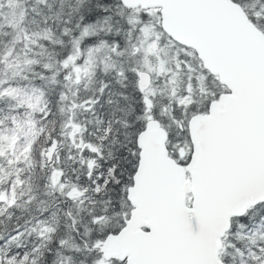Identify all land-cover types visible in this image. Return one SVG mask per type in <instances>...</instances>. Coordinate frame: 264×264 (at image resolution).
<instances>
[{
    "label": "snow or ice",
    "instance_id": "obj_1",
    "mask_svg": "<svg viewBox=\"0 0 264 264\" xmlns=\"http://www.w3.org/2000/svg\"><path fill=\"white\" fill-rule=\"evenodd\" d=\"M233 3H239L248 20L264 23V0H254L251 6L247 0ZM184 6L210 9L214 0H186ZM203 29L201 38L218 64L217 74L203 79L185 76L174 92L171 116L168 107L157 111L148 92L141 91L145 128L151 127L149 120H163L172 141L167 147L179 141L187 146L183 154L171 153L178 168L169 170L161 163L153 169L146 164L141 129L128 153L134 157L127 165L129 172L117 176L111 170L116 179L105 185L120 189L126 207L121 201L113 209L108 201L109 207L88 218L95 228L116 213L115 228L97 239H92V232L77 230L73 238L82 239L68 247L63 237L31 248L16 243L15 254V236L9 233L0 237V264H37L49 257L51 264H106L115 258L106 257L101 247L113 238L134 246L136 252L124 255L119 264H264V36L258 47L245 46L211 20L203 22ZM200 69L208 73L203 57ZM130 191L139 198L129 196ZM189 252L196 258L186 259Z\"/></svg>",
    "mask_w": 264,
    "mask_h": 264
},
{
    "label": "trees",
    "instance_id": "obj_2",
    "mask_svg": "<svg viewBox=\"0 0 264 264\" xmlns=\"http://www.w3.org/2000/svg\"><path fill=\"white\" fill-rule=\"evenodd\" d=\"M19 1L28 11L32 4L33 8L39 6L40 9L31 16L26 15L27 21L24 19L17 26L5 24L3 19L8 18L5 9H0V79L6 69L4 52L9 46L19 44L18 29L22 25L40 32L49 30L50 36L43 38V48L38 47L33 53L36 65L28 70L26 84L18 83L17 91L0 95L1 126L12 125L13 115L21 118L27 112L36 123L27 157H21L13 164L12 169L22 166V183L16 187L14 203L10 206L0 203V237L9 233L22 234L19 242H13L12 254L16 252V243L31 248L33 244L51 243L63 237L68 247L82 239V236L73 238L77 230L81 234L92 232V239H97L101 232L115 228L118 225L116 213L109 214L107 223H100L95 228L88 218L109 207L108 201L113 209L124 201L123 193L115 184L107 188L105 185L108 180L116 179L111 170H116L117 176L121 171L129 172L127 165L134 157L128 153L135 148L136 133L145 130L144 120L140 117L144 110L138 84L140 52L135 54L127 32L130 9L121 0ZM253 3L254 0H247V6ZM143 12L144 17H149ZM106 16L110 19L105 20ZM256 25L264 30V23L257 22ZM84 30L86 34L80 48L82 54L93 49L91 70L80 84L73 85L68 79L70 68L64 63L74 39ZM106 51L111 52L115 63L111 61V55L105 56ZM30 100L35 103L34 109L26 103ZM87 100L91 102L82 106ZM74 101L79 103V108L72 109ZM73 112L75 121L83 126L78 134L80 139L99 148L98 153L89 148L83 151L87 157L84 164L80 149L71 144L67 135V124ZM54 137L65 143L60 150L61 160L55 165L64 171V179L68 178L83 190L85 199L81 204L50 189V171L44 152ZM92 157L96 161L94 171L88 165ZM12 179L13 173L7 169L1 176L0 191L8 188ZM95 180L101 186L99 196L96 195ZM124 204L126 207V201ZM39 221L47 229L43 231L44 236L34 232ZM16 229L20 231L16 232ZM51 259L38 260L37 264H51Z\"/></svg>",
    "mask_w": 264,
    "mask_h": 264
},
{
    "label": "water",
    "instance_id": "obj_3",
    "mask_svg": "<svg viewBox=\"0 0 264 264\" xmlns=\"http://www.w3.org/2000/svg\"><path fill=\"white\" fill-rule=\"evenodd\" d=\"M186 0H125L124 4L128 6L143 4L144 7L161 6L163 7L164 28L181 43L192 46L197 49L200 57L206 63V66L217 74L218 64L208 55V49L205 47L203 22L211 20L217 28L227 31L233 39L245 46H259L260 38L264 36L253 22L247 19L244 12L240 9L238 3L233 0H214V6L210 9L192 10L185 7ZM151 77L148 73L141 74V86L147 88L150 85ZM151 127L147 128L141 134V142L144 145V160L147 165L157 169L163 163L167 169L175 170L178 165L168 156V150L165 145L167 131L161 127L157 121H152ZM58 148V141L55 140L50 146L47 156L49 162L53 161L55 152ZM145 170L141 169V180L143 181ZM61 172L56 171L54 182L57 184L60 180ZM129 196L139 198V193L129 192ZM111 244L108 257H123L124 255H136L134 246L125 245L118 242L116 238L108 240ZM186 259H195L196 255L189 252Z\"/></svg>",
    "mask_w": 264,
    "mask_h": 264
},
{
    "label": "rangeland",
    "instance_id": "obj_4",
    "mask_svg": "<svg viewBox=\"0 0 264 264\" xmlns=\"http://www.w3.org/2000/svg\"><path fill=\"white\" fill-rule=\"evenodd\" d=\"M5 1L6 5L9 6L10 10H14L16 8V0H0V5ZM42 0H37V2H41ZM140 9L138 7L135 8L133 15L130 17L131 23L136 24L138 22V14ZM157 17L155 20L149 22V24L143 27L144 32H142L137 41V45H139L144 51V59H143V68L149 70L156 76V81L154 88L151 91H164L169 88L173 83V78H175L176 83L173 86L182 87L184 77L190 75V73L186 70L184 71L183 63L181 62L182 54L195 55V52L180 46L177 42H175L170 37H167L164 30L161 28V22L159 20L160 15L157 10H152ZM11 15L10 12L7 16L8 19L4 17L3 22L5 24L11 23ZM26 15L21 14L18 20L14 23L17 26L19 23L23 22ZM155 28V30H153ZM27 35H24L21 39H19V46H22L28 36L27 29L24 30ZM48 34V32H46ZM134 33V32H132ZM159 36L162 38V43L157 42L155 45L156 37ZM40 38L37 40L35 47L43 46ZM78 38V37H76ZM28 48L31 47V43H28ZM27 53V51L25 52ZM76 57L73 56L71 60L69 59V63H73ZM18 63V59L13 61L11 67L14 64ZM83 70L87 69L86 66H80ZM188 68V67H187ZM14 70L18 69L21 72V68L14 66ZM201 73V72H200ZM159 74H163V77H158ZM201 79H203V75H199ZM150 91V92H151Z\"/></svg>",
    "mask_w": 264,
    "mask_h": 264
},
{
    "label": "bare ground",
    "instance_id": "obj_5",
    "mask_svg": "<svg viewBox=\"0 0 264 264\" xmlns=\"http://www.w3.org/2000/svg\"><path fill=\"white\" fill-rule=\"evenodd\" d=\"M36 1H37V0H36ZM41 2H43V1H41ZM37 3H40V2H37ZM42 39H43V37L40 38V41H41ZM41 42H42V41H41ZM4 58H5V55H4Z\"/></svg>",
    "mask_w": 264,
    "mask_h": 264
}]
</instances>
